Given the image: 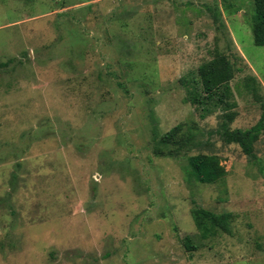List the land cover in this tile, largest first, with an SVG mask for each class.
<instances>
[{
    "label": "rangeland",
    "instance_id": "obj_1",
    "mask_svg": "<svg viewBox=\"0 0 264 264\" xmlns=\"http://www.w3.org/2000/svg\"><path fill=\"white\" fill-rule=\"evenodd\" d=\"M254 18V0H0V264H264V132L250 159L189 100L219 52L230 128L259 122ZM180 124L201 145L172 157L158 141ZM199 153L222 181L190 177ZM196 207L230 232L205 237Z\"/></svg>",
    "mask_w": 264,
    "mask_h": 264
},
{
    "label": "trees",
    "instance_id": "obj_2",
    "mask_svg": "<svg viewBox=\"0 0 264 264\" xmlns=\"http://www.w3.org/2000/svg\"><path fill=\"white\" fill-rule=\"evenodd\" d=\"M254 9L255 18L252 28L254 43L264 47V0H254ZM6 65L7 63L0 64L1 67ZM235 74V67L227 56L219 52L215 53L210 61L199 67L198 77L201 90L199 92V89L195 88L190 91L189 100L194 105L201 107L205 115L211 113L209 108L211 104L216 108H222L225 112L224 120L217 132L226 143L239 145L246 156L255 159L254 146L264 132V112L259 122L249 129L232 130L230 128V124L234 122L236 117V114L230 111L236 106V103H230V99L234 95L230 83L235 78ZM262 106L264 109V103ZM183 127H185L184 124L177 125L158 141V144L165 148L176 147L169 152L172 157L179 156L183 150L191 151L201 145L196 141L197 129L192 127L184 134ZM163 151V149H159V152ZM158 154L163 155L164 153ZM188 163L190 177L202 184H215L222 181L226 176V170L221 164L220 158L215 154L191 155L188 157ZM192 218L196 227L204 233L205 237L213 228L230 232L232 218L230 213L218 215L196 207L192 212Z\"/></svg>",
    "mask_w": 264,
    "mask_h": 264
}]
</instances>
